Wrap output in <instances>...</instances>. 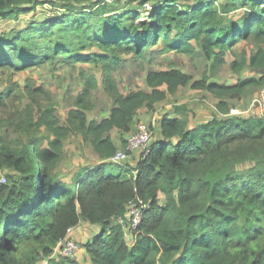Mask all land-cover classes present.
<instances>
[{
    "label": "trees",
    "instance_id": "16d2710c",
    "mask_svg": "<svg viewBox=\"0 0 264 264\" xmlns=\"http://www.w3.org/2000/svg\"><path fill=\"white\" fill-rule=\"evenodd\" d=\"M121 1L0 0V21H17L45 4L65 10L2 33L0 68L22 72L58 55L71 64L118 62L121 52L143 60L159 41L161 52L194 55L198 48L204 58L222 65L242 41L264 45V0H198L187 8L176 0H140L141 6H151L142 20V12L130 7L137 0H123L119 8ZM93 47L99 52L89 51ZM233 65L238 71L245 62ZM249 65L264 71L263 48L251 55ZM145 81L149 92L123 95L106 73L102 87L114 105L98 123H88L78 110L60 125L53 109L44 111L35 126L53 134L45 148L37 139L14 146L0 136V171L5 173L0 183V264H79L51 256L67 230L82 221L99 226L83 245L89 264H264V115H230L225 101L264 85V75L225 85L207 76L195 81L170 69L148 72ZM96 84L89 77L82 95ZM188 85L215 96L220 116L190 123L177 113L182 107L176 108L177 117L161 118V139L152 142L147 155L139 154L133 167L117 165L121 175L111 176L109 164L100 162L70 183L58 178L63 140L71 131L89 141L102 161L109 160L117 152L111 130L128 132L140 108L153 112L167 94ZM32 117L28 111L13 124L14 132L22 133ZM135 198L148 207L126 238L116 219L126 216L127 204Z\"/></svg>",
    "mask_w": 264,
    "mask_h": 264
},
{
    "label": "rangeland",
    "instance_id": "374dc122",
    "mask_svg": "<svg viewBox=\"0 0 264 264\" xmlns=\"http://www.w3.org/2000/svg\"><path fill=\"white\" fill-rule=\"evenodd\" d=\"M139 1L132 2L130 7L143 12L146 9L139 4ZM197 1L176 0L184 8L196 5ZM108 3H112V1ZM118 3H120L118 7L123 8V3L126 2L122 0ZM60 7V5L55 7L45 4L38 6L33 13L21 16L17 21L2 20L0 21V35L15 32L29 27L33 22L64 13L65 10ZM231 17L234 19L235 15ZM162 47L163 45L159 41L158 45L152 48L153 52L147 54L143 60L135 58L130 52H121L118 62L109 60L98 64L91 62L71 64L65 61V56L58 55L51 62L22 72L0 68V97H2L0 98V136L7 144L14 146H19L21 140L37 139L39 146L45 148L48 141L53 139V134L44 126H35V121L48 109H53L60 125L66 124L70 112L78 110L85 113L88 123H98L109 117L114 103L111 95L107 94L102 87V79L106 73L115 81L116 91L123 95L136 90L149 92L150 89L146 85L145 78L151 71L179 69L190 75L195 81L207 76L208 80L225 85H234L249 78L259 80L264 75L263 70L256 71L249 65L251 55L259 48L264 49V45L256 44L253 41H242L234 46L226 54L222 65H217L213 59L204 58L198 48L194 55H186L174 51L161 52ZM89 51L99 52L95 47ZM243 61L245 62L243 68L238 71L234 69V63L240 65ZM104 65L107 67V71L104 69ZM89 77L95 78L97 84L89 95L83 96ZM37 89H41V91L36 92ZM80 97L82 98L78 105ZM225 101L230 108V115L261 117L264 115V85L247 88L241 94L230 96ZM217 103L218 99L204 90H196L189 85L180 87L175 94H167L164 100L158 102L153 112L140 108L128 132L123 133L113 129L108 135L114 141L116 151H122L125 149L122 137L126 139L135 131L139 123H145L151 129L153 142L159 133L157 119L163 115L182 113L189 122L194 119L199 121L212 116H220L216 108ZM179 107H182V110L176 113L175 109ZM28 111L32 113L33 117L23 124L22 133L14 132L13 124L20 122ZM134 154H130L120 166L123 165V168L134 163L139 153H137L138 155ZM100 162L108 163L109 171H114L117 168L122 169L116 164L110 163L109 160L102 161L89 141H85L80 133L71 131L63 140L61 158L55 172L62 180L71 182L78 173H82ZM4 182L5 173L0 171V183ZM159 199L162 204L161 195H159ZM84 230L90 236L94 233L92 226H86L82 229V231ZM77 257L79 255L73 259H77Z\"/></svg>",
    "mask_w": 264,
    "mask_h": 264
},
{
    "label": "built area",
    "instance_id": "2783aa9c",
    "mask_svg": "<svg viewBox=\"0 0 264 264\" xmlns=\"http://www.w3.org/2000/svg\"><path fill=\"white\" fill-rule=\"evenodd\" d=\"M143 12H148L150 10V4H143ZM141 14L142 18L147 15V13ZM152 144V132L148 125L145 123H139L133 131L125 145V149L122 151H117L114 156L109 159L112 164L120 165L124 163L130 154L139 152V154L147 155L150 146ZM147 203H144L139 198H135L127 204V213L125 217H118L116 223L122 226L125 237H130V233L135 230L143 219V215L147 209ZM73 229H68L66 236L61 239L53 250L51 257H62L73 259L76 253L80 250V245L77 241L70 237ZM39 264H46V261H42Z\"/></svg>",
    "mask_w": 264,
    "mask_h": 264
},
{
    "label": "crops",
    "instance_id": "0c3cea01",
    "mask_svg": "<svg viewBox=\"0 0 264 264\" xmlns=\"http://www.w3.org/2000/svg\"><path fill=\"white\" fill-rule=\"evenodd\" d=\"M177 70H179V69H177ZM179 71H181V70H179ZM181 72H183V71H181ZM183 73H185V72H183ZM185 74H187V73H185ZM146 109V108H145ZM148 111V110H147ZM138 112V111H137ZM136 116H137V113H136ZM136 116H135V118H136ZM164 116V115H163ZM162 116V117H163ZM167 116H169L170 118H173V117H177V115H175V114H169V115H167ZM161 117V118H162ZM161 118H159V119H157V122H158V129H159V133L157 134V137H155V139L153 140V142L154 141H156V140H160L161 139V135H160V120H161ZM211 118V117H210ZM210 118H204V119H201V120H207V119H210ZM155 119L153 118V121H154ZM134 121H135V119H134ZM196 121V119H194L193 121H191L190 123H192V122H195ZM134 123V122H133ZM133 125V124H132ZM132 125H131V127H132ZM129 136V135H128ZM128 136H127V138H128ZM127 138H126V141H127ZM137 153H139V152H136L134 155H136ZM138 155V154H137ZM137 157V156H136ZM137 161V160H136ZM136 161L134 162V163H130V165H127V166H130V167H133V166H135V164H136ZM110 174H111V176H114V177H117L118 175H121V173H122V171H121V169H119V168H117V169H114V171H110L109 172ZM78 175V174H77ZM61 181H63V182H67V183H70V182H68V181H65V180H62V178H60V177H58ZM86 226H92V228H94V233L90 236V235H88V233H87V231H82V229L84 228V227H86ZM74 230V231H73ZM72 231H73V233H72V235H71V237L72 238H74L75 239V241L77 240V242L79 243V245H80V250L76 253V255H79V257H77V259H75V260H77L78 261V263L79 264H89V257H88V254H87V252H86V250H85V248L83 247V245H85V242L86 243H88V242H91V240H92V238L94 237V235L98 232V230H99V226L97 225H93V224H90V223H88V222H84V221H82L80 224H79V226L78 227H76L75 229H73ZM75 255V256H76ZM74 256V257H75ZM82 261V262H81Z\"/></svg>",
    "mask_w": 264,
    "mask_h": 264
}]
</instances>
